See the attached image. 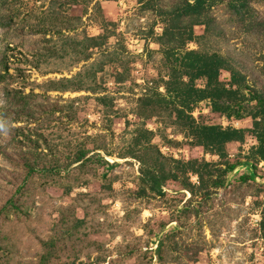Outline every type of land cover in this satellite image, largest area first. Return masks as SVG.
I'll use <instances>...</instances> for the list:
<instances>
[{"label": "rangeland", "instance_id": "obj_1", "mask_svg": "<svg viewBox=\"0 0 264 264\" xmlns=\"http://www.w3.org/2000/svg\"><path fill=\"white\" fill-rule=\"evenodd\" d=\"M178 1L89 0L83 13L81 4L68 0H0V69L6 63L11 74L0 81V121L16 90L64 98L58 99L61 110L22 114L11 123L20 130L15 150L23 154L13 165L0 153V264H30L46 250L41 239L53 241L48 264H96V257L108 264H264V165L254 168V179L238 178L250 172L246 158L256 161L249 153L254 137L245 131L244 140L227 142V154L219 157L192 143L171 105L138 100L153 87L164 91L168 67L157 36L165 22L158 8ZM215 1L208 36L185 46L223 54L264 93V0H248L243 15L229 0ZM102 18L113 21L109 36L81 58L82 45L74 40L102 33ZM60 20L73 27L52 26ZM203 28L194 25L196 34ZM208 105L198 103L196 121L251 126L250 114L222 118ZM139 127L152 129L150 142L166 156L239 161L227 172L230 183L192 195L167 179L162 194L149 189L137 196L139 162L125 155ZM8 138V129H1L0 145L12 151ZM81 149L86 161L69 162ZM101 157L117 163L108 167ZM28 165L30 175L21 180ZM11 172L17 173L14 181ZM189 176L197 184V176ZM128 251L133 253L124 256Z\"/></svg>", "mask_w": 264, "mask_h": 264}, {"label": "trees", "instance_id": "obj_2", "mask_svg": "<svg viewBox=\"0 0 264 264\" xmlns=\"http://www.w3.org/2000/svg\"><path fill=\"white\" fill-rule=\"evenodd\" d=\"M68 1L81 4L82 12L86 13L89 0ZM213 2L216 1L180 0L169 9L158 8V14L164 19L165 26L157 36V42L163 48V56L168 67L167 78L163 81V92L158 90L157 87H153L149 93L144 94L143 98L140 97L138 100L141 105L152 103L160 106L171 105L172 112L174 111L175 122L182 126L185 134L190 136L192 143L201 145L206 151L215 152L219 157H225L227 154L225 151V144L227 142L233 140L242 142L245 131L250 132L255 138L256 144L250 145L249 150L251 151L249 153L251 156L255 155L254 159L256 161H251L249 158L244 160L250 172L249 174L244 172L238 178L245 181L247 179H254L256 173L254 168L257 166V161L264 159V93L254 88L248 82L246 73L236 67L235 62L230 61L223 54L217 51L209 52L203 48H187L185 46L187 40L202 42L201 39L208 36L210 32L209 28L212 27L214 21V16H211L208 12L209 6ZM228 3L241 15L249 10L248 0H229ZM9 16V19H11L12 15L9 14ZM105 19L102 18L104 29L102 33L74 40L76 42L74 43L75 46L77 44L82 45L81 49L78 50V52H81V58H89L90 55L86 52L87 47L101 45L103 41H106V38L109 36L107 24L113 23V21ZM196 24L204 25L202 33H195L194 25ZM52 26H64L67 29L73 27L66 20L53 22ZM222 69L227 72V77L223 78L224 80L219 77ZM262 69L264 70V68ZM5 77H11L6 63H4V68L0 69V81ZM198 78L204 79L203 85L200 86L196 83V79ZM67 88V86L63 87L64 90ZM75 89L78 90L81 87ZM11 98L13 100L12 104L5 106V109L8 111L4 114L5 119L0 121V130L8 129L9 138L7 142L12 143L15 148L9 151L5 149L6 144L0 145V153H3L8 163L16 165V157L19 159L23 152L15 150L18 147L20 148L21 145L20 139L16 136L20 130L18 126L11 123L22 114L35 118L41 110H61L63 105L59 103L58 99L64 98L61 95L51 96L48 93L24 92L23 90L11 92ZM99 99L100 101H104L105 95L100 96ZM202 100H206L209 104V109L220 116L240 118L241 116L250 114L253 117L251 126H222L220 123L196 121L192 111ZM151 135L152 129L146 127L137 128L135 134L132 136L134 148H129L128 152H126L127 155H125L134 157L139 162L138 187L135 192L137 196H141L149 189L154 193L162 194V183L167 179L178 180L192 195L201 191H204L207 195L211 187L218 188L229 184L228 173L239 164V161H229L227 159L215 162L196 157L183 159L166 156L157 146L150 142ZM35 146L37 147V145ZM136 149H140V152H136ZM85 153V149H81L77 153L75 152L69 162L80 160L81 162L79 163L85 162L86 158L89 157L85 156L84 158ZM101 159L107 163L108 167L117 163L114 161L110 162L103 157ZM26 167V175L22 176L20 174L21 180H26L27 175H30L32 167L30 165ZM11 173V179L14 181V175L17 173ZM189 173H194L197 176V184L190 180ZM3 175L5 177L4 173ZM9 179L7 177V183H10ZM16 192L17 190L12 192L8 200ZM14 207H19V204L16 203ZM260 212L259 227L264 233V207ZM83 220H85L84 216L80 217L79 222H76L74 225H79ZM40 242L46 246V250L40 254L36 253L30 264H48V260L52 255L53 241L47 242L41 239ZM132 253V251H128L123 255L128 256ZM104 261L106 260L95 258L96 263ZM108 263L109 261L103 264ZM26 264L28 263L26 262ZM111 264H114V261Z\"/></svg>", "mask_w": 264, "mask_h": 264}, {"label": "clouds", "instance_id": "obj_3", "mask_svg": "<svg viewBox=\"0 0 264 264\" xmlns=\"http://www.w3.org/2000/svg\"><path fill=\"white\" fill-rule=\"evenodd\" d=\"M195 111V109H193V111H192V114H193V112ZM194 115V114H193ZM222 118H227L226 116H222ZM233 118V117H232ZM237 118V117H236ZM228 125H231V123H229ZM223 126V125H222ZM236 127H239V126H236ZM251 136H253V135H251ZM255 139V138H254ZM256 141V140H255ZM260 161L259 162H257V164H260V162L261 161H264V159H259ZM260 166H261V164H260ZM101 263H103V262H101ZM96 264H100V263H96Z\"/></svg>", "mask_w": 264, "mask_h": 264}, {"label": "built area", "instance_id": "obj_4", "mask_svg": "<svg viewBox=\"0 0 264 264\" xmlns=\"http://www.w3.org/2000/svg\"><path fill=\"white\" fill-rule=\"evenodd\" d=\"M260 164H261V165H262V164L264 165V161H261Z\"/></svg>", "mask_w": 264, "mask_h": 264}]
</instances>
